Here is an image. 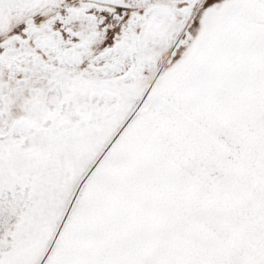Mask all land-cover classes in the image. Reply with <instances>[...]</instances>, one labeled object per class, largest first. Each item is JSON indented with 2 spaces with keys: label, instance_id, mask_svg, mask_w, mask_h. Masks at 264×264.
<instances>
[{
  "label": "snow or ice",
  "instance_id": "6c2138e0",
  "mask_svg": "<svg viewBox=\"0 0 264 264\" xmlns=\"http://www.w3.org/2000/svg\"><path fill=\"white\" fill-rule=\"evenodd\" d=\"M0 264H264V0H0Z\"/></svg>",
  "mask_w": 264,
  "mask_h": 264
}]
</instances>
